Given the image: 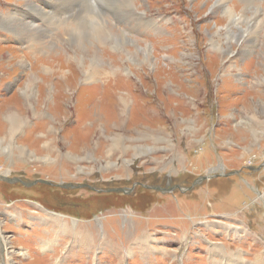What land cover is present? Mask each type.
I'll list each match as a JSON object with an SVG mask.
<instances>
[{
  "label": "rangeland",
  "instance_id": "1",
  "mask_svg": "<svg viewBox=\"0 0 264 264\" xmlns=\"http://www.w3.org/2000/svg\"><path fill=\"white\" fill-rule=\"evenodd\" d=\"M90 1L0 0V264H264V0Z\"/></svg>",
  "mask_w": 264,
  "mask_h": 264
},
{
  "label": "bare ground",
  "instance_id": "2",
  "mask_svg": "<svg viewBox=\"0 0 264 264\" xmlns=\"http://www.w3.org/2000/svg\"><path fill=\"white\" fill-rule=\"evenodd\" d=\"M48 1H50V4H51V6H49V8H50V10H52L53 12H51L53 15H54V17L56 16L57 18H58V16L59 15H61V14H66L67 15V13H69L70 11H72L73 9H75V8H78V7H81L82 8V10L83 9H85V10H83L84 12H86V10H89L90 9V7H86V6H88V5H93L92 4V2L90 1V0H48ZM223 1V0H222ZM263 1V0H262ZM108 2V1H107ZM226 2V1H225ZM252 2H254V0H243V3H245V4H247V5H251L252 4ZM257 2V1H256ZM143 3V2H142ZM29 4H31V3H29ZM109 4V3H108ZM246 5V6H247ZM52 6H53V8H52ZM111 6V5H110ZM129 7V6H128ZM132 7V6H131ZM251 7V6H250ZM37 8V7H36ZM39 8V7H38ZM229 10H227L228 11V13L229 14H232V11L230 10V7H227ZM248 8V7H247ZM258 9H260V8H258ZM54 11H56L55 13H54ZM41 12V11H40ZM93 13V12H92ZM247 13V12H246ZM88 14V13H87ZM43 15V14H42ZM80 15V14H79ZM89 15V14H88ZM65 16V15H64ZM91 16V15H90ZM11 17H12V15H11ZM76 17V16H75ZM232 17V16H231ZM81 18H83V17H81ZM44 19V18H43ZM49 19V18H48ZM97 19V18H96ZM142 19V18H141ZM82 20V19H81ZM102 20V19H101ZM118 20V19H117ZM68 21V20H67ZM91 21V20H90ZM122 21V20H121ZM0 28L1 29H3V30H5V31H7V32H12V33H20V32H18L20 29H23L24 31H26L27 33H25V34H29L31 37L32 36H34V34H32L33 32L32 31H34L35 30V28H33L31 25H29L28 23H26V22H21V20L20 21H18V20H13V19H11L10 18V15H5V16H1L0 17ZM72 22V21H71ZM74 22H76V21H74ZM100 23H101V21H100ZM106 23V22H105ZM66 24V23H65ZM76 27V26H75ZM82 27V26H81ZM97 27V26H96ZM85 29V28H84ZM98 31V30H97ZM103 31V30H102ZM89 33V32H88ZM87 33V34H88ZM75 34V33H74ZM85 35V34H84ZM83 35V36H84ZM109 36V35H108ZM112 36V35H111ZM29 37V36H28ZM35 37V36H34ZM122 37H123V35H122ZM31 39V38H30ZM78 40V39H77ZM43 43V42H42ZM113 43V42H112ZM128 43H129V41H128ZM252 43H253V41H252ZM127 44V43H126ZM131 44V43H130ZM47 45V44H46ZM89 45V44H88ZM117 45V44H116ZM79 48H77L76 49V47H74L73 48V52H74V57H73V63H75L76 65H78V66H80V61H78V60H80L78 57H81L83 60H85L86 58H87V55L86 54H84V53H82L81 52V50H78ZM119 50V49H118ZM121 51V50H120ZM31 52V51H30ZM144 53V52H143ZM32 54H34V53H32ZM243 54V53H242ZM97 57V56H96ZM93 60V59H92ZM19 62H20V60H19ZM24 64V62L22 63V62H20V65H23ZM27 64V63H26ZM93 64V63H92ZM82 65V64H81ZM96 65V64H95ZM73 67H74V65H73ZM80 68H82V67H80ZM83 70V69H82ZM81 70V72L80 73H78L77 71H76V69L74 68V70L72 71L73 72V74H72V77L74 78V76H76V75H79V74H81L82 72V76H83V74H84V72H86L85 70H83L82 71ZM86 75V74H85ZM89 76V75H88ZM66 86V85H65ZM122 100V99H121ZM13 128H15V124H13L12 125V127H10V129H9V132H14L15 133V131L13 130ZM56 221V220H55ZM59 222V221H58ZM60 223V222H59ZM64 230L67 232L68 231V229H66V228H64L63 229V232H64ZM75 230V229H74ZM73 231V230H72ZM78 232H77V236H78Z\"/></svg>",
  "mask_w": 264,
  "mask_h": 264
},
{
  "label": "water",
  "instance_id": "3",
  "mask_svg": "<svg viewBox=\"0 0 264 264\" xmlns=\"http://www.w3.org/2000/svg\"><path fill=\"white\" fill-rule=\"evenodd\" d=\"M0 182H4V183H7V184H19V185H22L24 187H27V188H30V187H33L35 185H37L38 183L39 184H46V185H49L50 183H46L44 181H41V180H36V181H33V182H24L18 178H8V177H2L0 176ZM137 186V184H135L132 188L130 189H123V188H114V189H109V190H105L103 193H122V194H130L133 189ZM144 189H149V190H159V191H164V192H172L174 189H179L178 186H173L171 188H157V187H152V186H142ZM62 188H64L62 186ZM65 188H69V189H80V188H88L90 190H94L93 188L89 187V186H85V185H82V186H72V185H67L65 186ZM180 190V189H179ZM98 192V191H96ZM102 193V191H100Z\"/></svg>",
  "mask_w": 264,
  "mask_h": 264
},
{
  "label": "trees",
  "instance_id": "4",
  "mask_svg": "<svg viewBox=\"0 0 264 264\" xmlns=\"http://www.w3.org/2000/svg\"><path fill=\"white\" fill-rule=\"evenodd\" d=\"M151 185H153V183H151ZM138 186H139V187H142L143 185L137 184L136 187H138ZM134 189H135V188H134ZM134 189H133V190H134ZM132 193H133V191H132L130 194H132ZM102 194H105V193H102ZM107 194H108V193H107ZM130 194H128V195H130Z\"/></svg>",
  "mask_w": 264,
  "mask_h": 264
},
{
  "label": "crops",
  "instance_id": "5",
  "mask_svg": "<svg viewBox=\"0 0 264 264\" xmlns=\"http://www.w3.org/2000/svg\"><path fill=\"white\" fill-rule=\"evenodd\" d=\"M2 177H8V178H13V177H10V176H4V175H2ZM21 180V179H20Z\"/></svg>",
  "mask_w": 264,
  "mask_h": 264
},
{
  "label": "flooded vegetation",
  "instance_id": "6",
  "mask_svg": "<svg viewBox=\"0 0 264 264\" xmlns=\"http://www.w3.org/2000/svg\"><path fill=\"white\" fill-rule=\"evenodd\" d=\"M166 188H169V187H168V185H167V187H166Z\"/></svg>",
  "mask_w": 264,
  "mask_h": 264
},
{
  "label": "built area",
  "instance_id": "7",
  "mask_svg": "<svg viewBox=\"0 0 264 264\" xmlns=\"http://www.w3.org/2000/svg\"><path fill=\"white\" fill-rule=\"evenodd\" d=\"M1 174H3V173H1ZM1 174H0V175H1ZM1 176H2V175H1Z\"/></svg>",
  "mask_w": 264,
  "mask_h": 264
}]
</instances>
